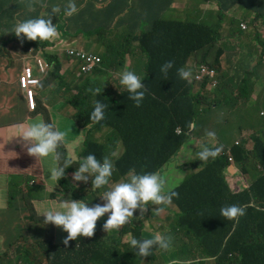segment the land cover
I'll list each match as a JSON object with an SVG mask.
<instances>
[{
	"label": "trees",
	"instance_id": "1",
	"mask_svg": "<svg viewBox=\"0 0 264 264\" xmlns=\"http://www.w3.org/2000/svg\"><path fill=\"white\" fill-rule=\"evenodd\" d=\"M62 1L49 0L48 2L56 3ZM166 1L168 6L172 8V0H152L151 4L142 3L146 8V11L142 12L139 9L132 8L130 0L126 6L112 4L110 9L103 5L102 3L104 2L100 0H81L78 5L83 4L84 7L75 13L76 19L70 20V16L67 20L68 23L65 21L67 18L64 16V12L59 15H47V17L50 16V18L57 20L59 32L56 38L45 43L46 46L52 43H67L65 37L70 36L71 32L76 35L82 33L86 36L98 33L100 38H103V30H111L112 24H119L121 15L127 12L129 13L127 20L133 23L130 27V32L133 33V36L129 39L128 44L147 46L160 54V56H154L145 50V59L134 61L135 65L132 63L125 64L126 62L114 64V69L109 72L108 79L105 80L102 77L85 91L79 92L80 94L77 97L81 99L80 103L76 102V96L68 98L65 105L66 109L73 117L77 115L83 121L91 120L89 117L93 111L95 101L99 100L105 103L108 106L107 108H109L107 110V119L104 123L97 126L100 129L103 127V130H111V132L106 134L109 144L103 148V152L99 155L110 157L117 152L118 147L121 145L125 146V154L117 163L118 171L112 175L109 184L100 189L92 187L91 177L87 182L74 181L72 177L76 168L72 165L69 166L65 170L64 177L58 182L52 181L53 186L57 185L59 187L51 194L53 197L60 190V192L70 194L69 198L65 199L66 201L81 200L88 203L90 207L97 203L102 204L104 201L100 196L115 183L126 180L131 175L133 168L154 167V165L135 167L136 162L141 161L149 164L157 157L164 160L171 154L176 153L182 143L187 142V126L198 112L196 105L200 99L192 93L191 86L187 85V80L181 79L178 75L174 81L169 72L165 76L160 71L161 66L166 63L162 62L164 60L163 57L167 53H172L164 45L165 39H161V35L166 29H171L172 31L176 29L172 27L175 19H164L161 14L163 8L159 9ZM207 1L213 3L217 0ZM240 3L246 7L254 6L250 0H236L233 2V4L239 6ZM47 9L46 5H42V0H18L9 3L4 12L0 11V25L4 27L0 30L12 29L13 19L21 22L29 18H40V13L47 11ZM138 20L140 23H138ZM144 21H147L149 25L145 27ZM191 27L192 25L189 24L188 29H191ZM178 29L183 32L187 28L179 26ZM218 37L216 30L203 25L195 27L193 35L185 39L183 43L192 45L195 50L202 51L206 57H210L216 53ZM120 47L124 46L111 47L107 51L108 62L106 63H110L112 50H117ZM170 57L171 61L174 62L172 68L174 71L180 69L186 59L183 54H171ZM216 60L218 61V57ZM198 62L202 63L205 61L200 59ZM258 63L259 66H255L253 71L244 79L242 91V108L244 107L246 110L244 117L257 112L255 109L256 102L253 100L254 85L260 88L261 84L264 85V75L260 70L263 65V59ZM220 66L221 61L217 63V67ZM58 69L59 67H57V71ZM125 70L135 72L143 80L147 88L144 100L139 107L135 106L134 101L128 99L126 89L119 83V76ZM219 70L222 76H226V71ZM35 76L39 77L40 71L35 70ZM41 85L43 86V83ZM19 89L21 90L20 86ZM110 91L115 96L114 103L110 100V97H107ZM114 91L124 98H117ZM94 92L96 94H93ZM205 109L206 107L200 106L199 111L201 112ZM239 120H241V117H239ZM261 124L252 133V139L255 143L253 161L249 163L250 157L238 163L243 169L242 177L249 176L243 187L236 180L231 181L233 182V185L231 184L230 186L231 188L225 183L227 178L224 176V171L227 163H229L228 155L226 154L218 155L214 159L211 158V163L205 167L210 168V170L206 172L204 168L192 178L194 185L198 182L208 184L210 178L215 186V191L209 195H204L194 187L190 196L191 199L186 196L187 206L183 202L180 203L182 214L176 216V218L180 222L188 224L193 235L189 239L192 241L190 245L181 243L187 241L178 242V249L173 255V259L184 261L190 257L196 258L200 256L207 263L216 261V264H264L263 119H261ZM235 125V122H228L216 132L220 143L232 144ZM178 127L182 129L179 134L175 133V128ZM238 129L241 130L242 126L238 125ZM244 142L245 140L242 139L240 144H234L232 152L234 153L235 149L242 146ZM206 145L209 146L211 144L207 142ZM93 146L94 142L92 140L87 141L84 152H92ZM154 146L155 154L151 153ZM234 157L237 162L241 160L235 154ZM31 168V165L24 166L23 163L17 171L14 168L17 178L12 180L11 183L17 187V192L11 194L12 200L19 199V197H24L26 202L36 200L33 194L37 189L31 184V181H40L42 174L33 175ZM26 175L30 177V181L24 179ZM67 183L82 191L73 192L69 190L66 186ZM247 184H249L248 187ZM40 198L43 199L42 196ZM224 205H247L248 207L244 216L229 220L220 214V209ZM107 217L108 214H105L98 219L92 237H77V239L71 240L67 245L59 243L56 236L43 242H28L22 239L17 243V247L13 251V255L19 260L15 263L119 264V262L113 263L111 257L114 253L112 247L120 241V236L154 239L155 235L163 233V231H158L159 219L152 220L148 215H139L138 213H134V216L130 217L128 222L119 229L107 233L102 227ZM105 236H108V238L104 239ZM7 257L6 255L5 258ZM135 258L136 255L127 250L122 255L121 262L123 264H134ZM193 264H205V262L200 261Z\"/></svg>",
	"mask_w": 264,
	"mask_h": 264
},
{
	"label": "clouds",
	"instance_id": "2",
	"mask_svg": "<svg viewBox=\"0 0 264 264\" xmlns=\"http://www.w3.org/2000/svg\"><path fill=\"white\" fill-rule=\"evenodd\" d=\"M48 1L49 0H42V5H46ZM172 1L173 9H184V7L178 5L175 0ZM234 1L236 0H217L219 9L217 19L214 21L210 18L206 23L207 27L216 30L217 34H220L218 42L216 43V53L212 54L210 59L213 60L215 64L221 61L222 66H224V63L230 61L239 64L243 63L245 69L242 72H236L233 74L226 71V77L230 83V87L217 103L210 105L201 112L199 111L200 104L197 103L196 107L198 112L187 126V142L182 143L176 153L171 154L164 160L157 157L149 164L141 161L136 162L135 167L150 165H154V167L143 169L133 168L131 175H129L126 180L115 183L108 190H106L102 196H100L104 201L102 204L97 203L90 207L88 206V203L82 202L81 200L73 199L71 201H66L64 199L58 203V206L46 207L41 212V215L44 217V224L47 225L51 223L57 226L56 239L58 242L60 234L65 236L66 232L68 233L64 242L59 243H65L67 245L71 240L77 239V237H92L98 219L103 217L105 214H108V217L102 227L107 233L117 230L122 225L126 224L129 218L134 216V213H138L139 215H146L148 213L161 215L165 214L164 212H167V217L172 213H174L173 216L175 217L182 214L180 203L183 202V204L187 206L186 196L190 198L191 193L194 190L192 178L211 163V158L214 159L218 155H228L229 163H227L224 176L227 178V172L229 169L235 172V165L237 164V161L234 157V153L232 152V147L234 144H240L242 140H236L235 142H232L231 146H228L229 144L219 142L216 132L224 124L234 122L230 115L237 114L241 117V120H239L237 124L242 126V129L240 130L234 127V133L238 132L240 137L246 140L243 137V135L246 134L243 132V124H245L243 120L259 118L257 112L247 117L243 116L246 110L244 107L242 108V91L244 87V79L257 65L251 66L247 61V57L251 59L254 56V51H252L253 39L251 37V33L255 27H258L260 24H264V15L248 13L243 8L257 10L261 6L264 7V0H250L254 5L253 7H246L241 3L239 6L237 4H233ZM80 2L81 0H63L60 5L62 8L59 6H53L51 9L41 12L40 18L25 19L16 24L13 30L10 31L14 32L17 38H21V34H23V38L21 39L26 38L29 40V46H31L32 41L37 42L40 46L39 48L35 47L33 49H29L28 53L22 55V59H27V61L23 65L18 76V85L20 86L22 93H25L30 112L36 111L37 109L36 107L35 109L31 107L28 92L33 89L36 97L35 89L40 87L42 81L46 80L50 74L48 71L43 69V66L46 65L48 66L49 71L51 70V77L58 73L59 78H63L62 74L65 75L68 72L63 70L64 66L61 69V63L59 65H55L57 57L50 58L48 55H45V50L48 53L47 47L52 48L54 55L61 57V62H64L62 52L65 48L68 49L70 58L73 60L76 58V45L74 48H70L68 42L52 43L49 46L45 45L48 40L56 38L59 32L57 20L55 18H50V16L47 17V15H59L64 12V16L70 17L77 12V9L80 10L82 5H76V3L79 4ZM128 2L129 0L104 1L105 5L109 9L112 4L126 6ZM214 4H216V2L211 3V9H214ZM126 22L128 23L129 28L133 24L131 21H128L127 18ZM227 22L233 24L237 31H230V29L226 26ZM228 36L235 38L234 44H231L226 40ZM36 40L43 42H38ZM261 43L263 45L264 41H261ZM120 48H127L128 52L120 53L112 50V54L115 55L117 61L113 64H104V66H101L97 54H93V56L85 59L82 55L83 47H80L79 57L82 59L84 69L86 71L91 74L94 72L102 73L104 70L100 67H104V69H106L108 67H113L114 64H118L119 62H126L124 56L128 53L136 51V49L126 45ZM34 50H37V52L32 54L31 52ZM102 52H105L104 49ZM218 52H220L219 55ZM143 54L145 55L146 52H143ZM243 55L246 57L242 58ZM217 57L218 61L216 60ZM194 64L196 65V67H194L195 69H192V67L184 68L182 66L180 69H177V74L181 79L187 80V85L191 86L192 93L200 99L202 93L201 77L204 74L207 63H199L198 60H195ZM173 66V61H167L161 66L160 71L166 76L168 71L172 69ZM28 67L32 68L33 76L39 79L40 82L38 84H31L30 88L25 89L22 85L21 78ZM57 67H59L58 71ZM71 67L73 70L70 72L77 75L75 62L72 63ZM35 70L40 71L39 77L35 76ZM214 74H219L216 68ZM95 82L96 79L94 78H91L89 81L91 85ZM212 82L213 84L217 83L213 80ZM119 83L126 89L128 99L134 101L135 106L139 107L143 102L147 91L143 80L135 72L125 70L119 76ZM196 85L198 86L197 89L195 87ZM114 92L116 97H118L119 94L116 93V91ZM93 94L96 93L94 92ZM109 94L112 96V99L110 100H114L115 96L112 94V91H110ZM253 96L255 99V93H253ZM35 97L34 101L37 106ZM227 100H231L233 102V108L228 114L219 115L217 112L218 107ZM107 107L108 106L105 103L99 100L95 101L94 108L89 119L95 122L102 121L105 118V109ZM261 113L264 114V111ZM83 130L84 129H82V131ZM181 132L182 129L180 127L175 128V133L179 134ZM194 134L199 137L207 135L210 138H216V141L209 146L206 145L207 142H205L201 147L197 148L198 143L195 142ZM19 136L26 142V148L24 150L27 151L29 155L34 156L37 160L49 158L51 160L47 172L43 175L41 180L31 182L36 189H44L45 196L43 197L41 195L43 199H51L53 188L52 181L58 182L62 177H64L65 170L71 165L76 168L72 177L74 181L87 182L91 177L92 187L96 189H100L103 186L108 185L112 175L118 171L116 166L117 163L125 154V146L121 145L117 150V152H120L118 157L113 159L112 156H105L102 162L96 158L95 154H88L80 160L77 157L78 154H74V156L71 155V159H65V152H62L60 157L57 152V148L65 141L67 132L59 130L52 124H48L43 121L31 123L30 126L24 129ZM85 143L86 139L83 141L80 153H85ZM254 150L255 143L253 142V149L251 150L252 155L250 156L251 159L249 163L253 161ZM182 151L185 153L186 162L178 163L177 157ZM68 153L70 154L69 151ZM151 153H156L155 146L153 147ZM196 155L198 156L199 161H196ZM231 156L233 157V160L230 159ZM61 161H63V163H61ZM172 163H174V165L181 170V176L176 174L174 182L172 181L171 176L172 168H168V164ZM237 168L243 173L241 166H237ZM249 184H247V187ZM19 200L25 201V198L19 197ZM247 207V205H224L220 209V214L229 220H235L246 214ZM120 243L121 240L115 243L112 247L114 249V253L111 257L113 263L119 262V264H123L121 262L122 255L129 250L136 255L134 264H140L141 260L148 261L160 257L162 258V263L166 264H193L200 261H204L205 264H208L205 259L200 256L196 258L190 257L184 261L173 259V255L178 249V240L177 235H174L171 232L166 233L163 231L162 234L155 235L154 239H137L132 237L128 242H126L129 246L126 251H121ZM214 264H216V261Z\"/></svg>",
	"mask_w": 264,
	"mask_h": 264
},
{
	"label": "rangeland",
	"instance_id": "3",
	"mask_svg": "<svg viewBox=\"0 0 264 264\" xmlns=\"http://www.w3.org/2000/svg\"><path fill=\"white\" fill-rule=\"evenodd\" d=\"M18 0H0V11L4 12L7 8V5L9 3L15 2ZM104 2L105 0H100ZM152 0H130V5L132 8H136L141 10L142 12L146 11L145 6L142 5V3H148L151 4ZM175 2L184 7V9H173L170 6H168V2L166 1L162 6L159 7V9H162V17L164 19H175L173 22L174 28H176L174 31L171 29H166L163 34L161 35V39L164 38L165 42L164 45L169 48L172 53H167L165 57H163L164 60L162 62L171 61V54H183L186 56L185 61L183 62L184 68L192 67V69H195L196 65L194 64L195 60H204L207 63V67L205 68L204 74L201 77V84H202V93L200 96L199 104L201 107H209L212 104L217 103L220 98L226 93L228 88L230 87V83L227 80L226 76H222L220 74V70L227 71L230 73H236V72H242L245 67L243 66V63H236L233 61L224 63V66L217 67V64L213 62V60L210 59V57H206L205 54L202 51H197L193 48L192 45L183 43L185 39H188L191 35H193V30L195 27L206 25L207 21L211 18L212 20L216 21L217 14L219 12L217 1L216 4H214V9H211V3H209L207 0H175ZM103 4V3H102ZM78 5V3H76ZM84 5L80 7L82 9ZM62 8V6L60 7ZM248 13L253 14H259L264 15V7L261 6L257 10H249L243 8ZM78 12V9H77ZM76 12V13H77ZM212 12V13H211ZM129 13H123L121 15V19L119 24H112V29L107 31L103 30V38H100L98 33H94L91 36L83 35L82 33L79 35H76L75 33L71 32L70 36L65 37L66 41L69 43L70 48H74L76 46L83 47L82 55L85 59L88 57L93 56V54H97L101 66H104V64L108 62V59L106 57L107 51L111 47H118V46H130L134 49L141 50L146 49L147 52L149 51L150 54H153L154 56H160L159 53L153 51L150 49V47L147 46H139V45H129L128 41L133 36V33L130 32V28L128 27V23L126 22V18L128 17ZM65 21L68 20L69 17H66ZM17 20H12V29H4L0 30V41L5 38L6 41L4 44L0 42V51L4 53L7 56V59L9 61V64L6 66V68L3 70L4 76L6 78H11L12 75H18L21 72V69L23 65L26 63L27 59H22V56H16L14 47H18L20 50L23 48L25 49H33L35 47H40L37 42H33L31 46H29L28 41L26 38H23V34H21V38H17L14 32H10L13 30L14 26L18 24ZM68 23V21H67ZM138 23L140 21L138 20ZM144 26H148L149 23L147 21L143 22ZM189 24L192 25L191 29H188ZM179 26H184L187 29L185 31H181L178 29ZM140 31V29H138ZM220 36V34L218 33ZM251 37L253 39V47L252 51H254V56L249 59L247 57V61L249 65L255 66L257 62H259L261 59L264 60V49L261 41H264V24H260L258 27H255L251 33ZM243 39V38H242ZM226 40L234 44L235 38L232 36H228ZM110 44H112L110 46ZM161 44V43H160ZM103 48L105 49V52H102ZM48 53L45 50V55H48L51 57H57V61L55 65H59L60 63L62 66L67 62L68 58L63 53L62 58L64 62H61V57L56 56L52 52V48L47 47ZM245 50V49H244ZM37 50H34L31 52L32 54H35ZM95 52V53H93ZM142 55L140 52H131L126 54L124 56V59L126 61L125 64H134V61H137L139 59H142ZM146 55V54H145ZM246 56H242V58H245ZM117 61L114 54H112V58L110 60V63H115ZM135 65V64H134ZM259 66V63L256 65V67ZM53 68V67H52ZM104 72L102 73H92L88 76L100 80L102 77L106 80L108 79L110 73L114 68L108 67L104 69V67H100ZM215 68L218 70L219 74H214ZM43 69L49 72L48 66L44 65ZM261 73L264 75V66L262 65L260 67ZM169 74L172 76V79L175 81L178 77L177 70L170 69ZM152 74V73H151ZM143 75V74H142ZM65 80L62 81L63 87L66 88L67 86H70L71 89L69 92H67L68 96H75L77 94V87L76 85L80 83L82 80L86 79V76L83 77H77L73 72L68 71L65 75ZM213 81L217 82L216 84H213ZM204 86V88H203ZM196 89L198 86H195ZM98 92V90H96ZM256 98L253 99L255 104V109L257 111V115L259 118H255L250 120V123L248 127L251 129H255L256 127H260L261 119L264 120V114L261 112L264 111V85L261 84V88L259 86L254 85V91ZM80 93H78L77 96H79ZM16 107L19 109L21 114H26V109L24 106V103L21 99V94L19 90L16 89ZM107 97H110L112 99V96L110 94H107ZM77 103H80L81 99L77 97L76 99ZM43 103L42 106H40L39 111L36 115L30 116L27 120L25 117L20 119L19 121H16V123H12L9 125L11 128L15 129H26L28 126H30L31 123H33V119L37 116L40 118H45L48 123H50V113L49 108L51 107L50 104L45 103L44 99L41 101ZM54 101L52 105L54 106ZM0 106L3 109H6V103L0 102ZM240 106V105H238ZM237 106V107H238ZM233 108V102L231 100H227L223 102L217 109V112L219 115H226L230 112V110ZM60 114L63 116L66 115L67 109L64 107H61ZM68 117V116H67ZM230 117L233 119V121L236 123L234 126L236 129H238V120L239 116L237 114H231ZM261 118V119H260ZM249 119H244L243 122H247ZM53 124H55V121H52ZM73 122H79L80 125H85L84 121L77 115L73 117ZM62 131H68V130H62ZM78 132L74 133L73 135L76 136ZM88 134H92L94 138L98 140H102L103 133L98 132L95 130L94 127L87 128L85 132L81 135L80 140H77L74 144V148L70 149V155L74 156V154H79L82 150V144L84 139ZM195 142L198 143L197 148L201 147L205 142H209L212 144L216 141V138H210L207 135L203 137H199L196 134H194ZM236 140L241 141V137L239 133H234V138L232 142H235ZM228 146H231L229 144ZM250 146L252 144L245 140L244 144L240 146L239 148L235 149L234 154L237 155V157H240L241 160L237 162L235 165V172L232 170H228L227 172V181L225 183L230 187L231 184L233 185L232 180L237 179V183L240 184L241 187L246 184V181L249 179V176L246 175V177H242V172L237 168L240 167L238 163H241L243 159L250 158L251 152H250ZM11 151L14 154H17L18 157H21L26 153L28 156V152L19 149V147L12 148ZM120 152H116L112 155L113 159L118 157ZM34 158L32 161L33 163H37L41 165V168L44 170L48 169L49 164L51 163L50 158L49 159H43V160H37L34 156L31 157ZM196 161H199L198 156H195ZM178 163L186 162V156L184 151H182L178 157H177ZM8 151L4 150L2 155H0V257L6 255L8 250L10 252L13 251L17 247V243L25 239L28 242H43L48 239H51L55 236H57V226L49 223L47 225L44 224V217L41 215L42 210L39 209V207L36 205V202H26L21 201L19 199L12 200L11 194L17 192V187L11 183L12 180L16 179L17 176L10 172L8 168ZM22 165V162L15 163V170L17 171L18 168ZM28 164H24V166H27ZM168 168H172V181L175 180V175L181 176V170L180 168L176 167L174 163L168 164ZM210 168H205V171L208 172ZM31 173L33 175H39L40 170L37 168H31ZM24 179L26 181H30L29 176H25ZM32 182V181H31ZM66 186L69 190H72L73 192H81L82 190L74 187L73 185L67 183ZM56 187L53 186L52 193L56 191ZM195 189L199 191L200 193L204 195H209L213 191H215V186L213 182H210L208 184H203L201 182H198L194 185ZM59 188V187H58ZM231 188V187H230ZM237 189V188H236ZM39 189H37L33 197L38 200L40 195H36V192H38ZM39 192L44 197V189L40 188ZM70 196L69 193H63L60 192V190L57 192L56 196L51 197L52 206H58V203L64 199H68ZM35 207V208H34ZM165 214H161L159 216H154L152 213H148V217L152 220H158L159 221V230L158 231H165L166 233L171 232L174 235H177L178 242L180 241H187V242H181L187 245H190L192 243L191 237L193 235L192 230L190 226L186 223L180 222L176 217H173V214H170L167 217V212H164ZM176 213V212H175ZM68 233L66 232V235L63 236L60 234L59 242H64L65 238L67 237ZM108 236H105L104 239H107ZM129 236H120V249L121 251H126L129 246L126 244V242L129 240ZM189 240V241H188ZM58 241V240H57ZM13 248V249H12ZM19 261L17 257H12V260L8 261L9 264H16L15 262ZM1 264V260H0ZM140 264H166L162 263V258H154L152 260L144 261L141 260ZM208 264H214L213 261H209Z\"/></svg>",
	"mask_w": 264,
	"mask_h": 264
},
{
	"label": "crops",
	"instance_id": "4",
	"mask_svg": "<svg viewBox=\"0 0 264 264\" xmlns=\"http://www.w3.org/2000/svg\"><path fill=\"white\" fill-rule=\"evenodd\" d=\"M61 4H62L61 2H56V3L47 2L46 7L48 9H51L53 6H59L60 7ZM103 5H105V3H103ZM72 19H76L75 14L71 16L70 20H72ZM226 26L230 29V31H237L235 26L233 24H231L230 22H227ZM3 28H4L3 25H0V29H3ZM0 42L2 44H4L5 39L3 38ZM145 50L146 49H144V48L141 50L136 49L135 52H140L141 54H143V52H145ZM14 51H15L16 56H22V55L28 53L29 50L25 49V48L20 50L18 47H14ZM115 51H118L120 53H126V52H128V49L127 48H119L118 50H115ZM79 52H80V46H77L76 51H75V53H76L75 60L70 58L69 51L67 48H65L62 52V54L64 53L67 56L68 60L64 64V68L62 66L61 69L63 68L64 71H71V70H73L71 65H72V63L75 62V70L77 72L76 76L78 78L86 76V79L82 80L80 83H78L76 85V87L78 89L77 94L75 95L76 97H77L79 92H83L89 86H91L89 81L92 78V77L88 76L91 73H89L88 71H86L84 69V63H83L82 59L79 57ZM142 59H145L144 54H143ZM119 63H124V62H119ZM8 64H9V61L7 59V56L0 51V102L6 103V106H7L6 109L1 108V106H0V155H2L4 150L8 151V163L7 164H8V168H9L10 172L15 174V172H14L15 163H20V162H22L23 164L31 165L32 168L39 169L40 173L42 174L41 178L47 172V170H44L41 168L40 164L32 162V161H34L33 160L34 158H31L33 156H31V155L27 156L25 153L21 158V157H18L17 154H14L11 151L12 148H16V147H19V149L24 150L26 148L25 147L26 142L22 139V137L19 136L22 133V131L24 130L23 128L15 129V128L9 127V125H11L13 122L16 123V121H19L23 117H25V119L27 120L30 116L36 115L37 112L39 111L40 106L43 105V103L41 102L42 99H44L45 103H48L51 105V107L49 108L51 121H50V123H48L45 118H40V117L36 116L33 119V123L38 122V121H43L45 123L52 124L55 128H57L59 130H68L65 141L62 142L57 148V152L59 153L60 157H61V153L65 152V159H68V158L71 159L72 156L68 153V151L70 149L74 148V144L76 143L77 140H80L81 135L85 132V130L87 128L94 127L96 131L103 133L102 140H98V139L94 138L92 134H88L85 139H86V142L89 140H92L94 142V146L92 148L93 151L89 152V153H80L77 155V157H78V159L81 160L84 157H86L88 154H95L96 158L102 162L105 157H102L99 154H101L103 152V148L109 144L107 142L106 134L110 133L111 130H103V127L100 129V128H98L97 125L102 124L106 121L107 110H109V108L105 109V118L102 121L95 122L92 120H89V121L84 120L85 125H80L79 122L74 123L72 114H70L67 111H66V115L68 117L61 115L59 109L61 107H64L66 109V106H65L67 103L66 101H68V98H70L68 96L67 92L70 91L71 87L67 86L66 88H64L63 84H62V81L65 80L64 74L61 73L63 78H59V74L56 73L54 76H52V78L49 74L48 78L46 80L42 81L43 86L41 85L40 87H37V89H35V92H36L35 99H36V103H37V106H36L37 110L30 112V109L28 106V101L25 97V93H22V91L19 89V85H18L19 74L17 76L12 75L11 78H6L4 76L3 70L6 68V66ZM49 73H51V70L49 71ZM16 89L19 90V92L21 94V99H22L24 106H25V109H26L25 115L21 114L19 109L16 107V101H17ZM117 98L123 99L124 97L119 96ZM114 100H112L113 103H114ZM53 101L55 102L54 106L52 105ZM53 120L55 121V124H53V122H52ZM249 123H250V120H247V122L245 124H243V126H244L243 132L246 133L245 135H243V137L252 144V146H250V152H251V150L253 149V141L251 139V134L253 133V129L248 127ZM82 129H84V130L82 131ZM75 132L76 133L78 132V134L76 136L73 135ZM241 140H242V138H241ZM251 155H252V152H251ZM209 182H210V178H209ZM39 190H38V192H36V195H40V197H41L42 194L39 192ZM44 195H45V193H44ZM33 202H36V205L42 211L46 207L52 206V201L49 198L48 199L39 198L38 200H33ZM13 251H14V249H13ZM13 251L12 252H10L9 250L7 251L8 252L6 254L8 256L7 258H5L6 255L1 256L0 257L1 263L9 264L8 261L12 260V257H15L13 255Z\"/></svg>",
	"mask_w": 264,
	"mask_h": 264
},
{
	"label": "built area",
	"instance_id": "5",
	"mask_svg": "<svg viewBox=\"0 0 264 264\" xmlns=\"http://www.w3.org/2000/svg\"><path fill=\"white\" fill-rule=\"evenodd\" d=\"M21 80H22V85H23V87L25 89L30 88L31 84H34V83L38 84L40 82L39 79H37V78H35L33 76V72H32V68L31 67L26 68L25 72L22 75ZM28 96H29L31 107L33 109H35L36 104H35V101H34L35 94H34V90L33 89L28 92ZM230 159L233 160V157L231 156Z\"/></svg>",
	"mask_w": 264,
	"mask_h": 264
}]
</instances>
